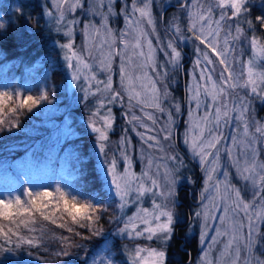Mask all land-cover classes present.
<instances>
[{"label":"snow or ice","instance_id":"6c2138e0","mask_svg":"<svg viewBox=\"0 0 264 264\" xmlns=\"http://www.w3.org/2000/svg\"><path fill=\"white\" fill-rule=\"evenodd\" d=\"M115 2L15 0L12 14L0 15V59L8 60L10 48L34 46L38 35L56 53L37 59L45 72L34 89L0 80V141L23 131L22 113L58 111L61 104L55 119L63 136L76 134L80 113L84 141L66 139L60 149L76 172L71 187L25 181L28 187L0 189V264H37L33 251L44 246L37 217L56 224L57 215L65 221L57 227L71 234L55 238L58 264H170L171 243L184 226L179 190L190 181L172 143L184 108L182 143L204 174L192 213L201 227L200 264H264V122L252 116L253 99L264 102V0H176L166 7L124 0L114 10ZM173 7L180 16L168 17ZM113 17L122 19L119 28ZM189 40L193 71L181 103L170 84L184 64L180 46ZM58 71L65 84L59 104ZM89 104L85 116L81 106ZM114 105L124 109L126 127L112 150ZM129 132L139 138L138 150ZM110 208L107 223L114 227L105 229Z\"/></svg>","mask_w":264,"mask_h":264},{"label":"trees","instance_id":"16d2710c","mask_svg":"<svg viewBox=\"0 0 264 264\" xmlns=\"http://www.w3.org/2000/svg\"><path fill=\"white\" fill-rule=\"evenodd\" d=\"M14 2L15 0H0V15H3L4 11H8L9 14H12L8 6ZM28 2L35 6L38 0H28ZM175 3L176 1L174 3L168 2L167 5ZM38 11L39 8L36 9V12ZM173 11H177V7L169 8L167 14ZM36 12H33V16L36 15ZM13 18H15L14 14ZM44 36H47V32L44 33ZM33 45L34 46L26 48L9 49L8 60L3 61L0 59V80L11 82L21 89H34L35 86L41 82L44 78L45 68L36 63L37 59H42L45 54H50V57H54L56 53L51 51L50 42H43L39 35L36 37L35 41H33ZM180 47L189 57V53L187 52L189 48L182 44ZM186 57L185 55L184 59ZM188 63H186V65ZM53 78L56 84L60 86V90L56 93L60 98V100L57 101L59 104L60 101L64 100L63 95H61L65 88L64 76L62 72L58 71ZM171 86L170 90L172 96L176 98L177 102L183 103L186 97L184 85L177 87V82L174 81ZM32 94L35 93L33 92ZM68 95L70 97L69 92ZM184 109H182V114L184 113ZM81 110L86 116L85 111L82 108ZM63 111L64 108L61 104L58 111H48L45 109L35 114L26 115L22 113L20 115L23 131L13 132L10 137L5 135L2 141H0V144L3 145V147L0 148V189H16L22 184L24 187H28L29 185L25 184V181H30V185L34 188L40 185L56 184L71 187L75 184L77 177L72 167L71 158L68 156L67 151H61L60 149L64 147L66 139L77 141L78 146L84 144V141L79 139V137L83 136V132L79 131L82 118L80 113L75 114L74 118L77 122L75 126L76 134L72 137L65 138L62 132L63 126L55 119L57 116H60ZM183 115L180 126L183 125ZM257 117H259V115H257ZM116 118L117 120L114 126V128H116L115 133L117 130L120 131V129L124 128L122 118L119 116ZM118 123H120V129H117ZM88 143L90 144L91 141H88ZM185 157L190 160L186 155ZM191 164L195 168L194 172L199 179L197 164L192 160ZM183 185L187 184L184 183L181 185L179 196L182 194L181 199L185 200V204L181 202L179 206L184 208L182 212L185 214V217L188 218L190 217L191 206L194 202H191L188 197H185L189 190H187L185 186L183 187ZM88 187H91V183H89ZM112 214L113 211L110 208L105 215L104 221H102V225L105 229L114 227L112 224L107 223L108 217ZM54 218L56 219V224L50 221H43L37 217V230L43 234L44 238V246L33 251V256L37 258V264H58L55 253L59 245L55 238L60 236H71L66 229L57 227L59 223L65 221L61 220L59 215ZM185 221L187 220L185 219L183 222L185 223ZM187 223L188 222L185 224L187 225ZM75 239L79 241V237H75ZM125 243H127V241H125ZM194 249V237L185 238L183 236V227L179 228L177 236L172 241L169 249L170 264L188 263L187 260H184L186 257L189 258L187 251L189 250L194 253Z\"/></svg>","mask_w":264,"mask_h":264},{"label":"rangeland","instance_id":"374dc122","mask_svg":"<svg viewBox=\"0 0 264 264\" xmlns=\"http://www.w3.org/2000/svg\"><path fill=\"white\" fill-rule=\"evenodd\" d=\"M176 0H156V4L157 5H166L168 2H172L174 3ZM105 2H107V0H105ZM124 3V0H116V2L113 4V8L114 10H118V6H122ZM79 15V14H78ZM168 17H172V16H178V15H181V13L178 11V8H177V11H173V12H169L168 14ZM90 18V17H89ZM98 19V18H97ZM162 20L159 21L157 27H158V30L163 33L164 31V24H162ZM123 21L121 18L119 17H113L112 19V26L113 28H119L121 25H122ZM259 34V33H258ZM55 35V34H54ZM83 40V37L80 35L79 31L77 32L76 34V44L77 45H80V43L82 42ZM182 45H186V47L189 48V51H187L189 53V63L185 66V68L183 69L184 70V73H185V83H184V87H185V95H186V92H187V85L189 83H191V72L193 71V68H192V64H193V61H194V44L191 40H189L187 42V44H182ZM245 54L247 55V49L245 50ZM160 59L161 61L164 59L162 56H160ZM169 71L172 72L173 70L171 68H169ZM99 75V78L103 79V75ZM115 79H118V77H115ZM176 81L177 82V87L178 86H182L183 83L181 81V68H179L178 70L175 71L174 73V79L172 80L171 84H170V89H171V85L172 83ZM176 86V85H175ZM72 91L73 89L72 88H68V92L70 94V97L72 95ZM76 94L79 95V92L78 90L76 91ZM94 105L93 104H89L87 108H83L81 106V108L85 111L86 115L88 114V111L89 109H91ZM168 106L165 105V108H167ZM252 116L259 122H264V102L258 100V99H253L252 101ZM113 110H114V113L117 116H119L120 118H122V123H123V126L126 127V124H125V120L123 118V116L121 115V113L124 111L123 108L119 107V105H114L113 106ZM186 111L187 109L185 108L184 109V115H183V121H185L187 119V116H186ZM157 115H159V113H157ZM257 115H259V117H257ZM181 119H182V116H181ZM181 123V121H180ZM120 123L117 124V129H120ZM176 124H177V117H176ZM116 131V128L113 129V132L111 133L110 135V140H111V148L112 150H115V148L117 147V142L119 141L121 135L123 134L122 133V129L117 130V132L115 133ZM183 131H184V124L182 126L179 125L178 127V130H177V139H178V145L179 147L182 148L183 152H180L178 150V148L175 146V142H174V139L172 141L173 143V146L175 147V150L177 152V154L180 156L181 160L183 161L184 163V169L182 170L184 172V174L188 177H190V181H185L184 183L187 184L188 187H190V191L188 192L187 196L188 198H190V201L191 202H194V204L191 206V213H190V217H189V221L186 225L185 228H183V236L185 238H191V237H194L195 239V249H194V253L190 252L189 250L187 251L188 255H189V258L186 257L184 260H187L188 263H185V264H200V257L202 256V248H203V245L200 244L199 242V233L201 231V227H200V222L197 221L195 219L194 216H192V213H194L195 211H197L199 209V206H200V200H199V196H200V193L202 191V186H203V180H204V174L201 172L198 164L196 161H194L192 159V156H191V153L188 152L185 148V145L182 143V134H183ZM129 135L132 136V141L133 143L136 145V148L137 150L139 149L140 147V141H139V138H137L134 133H131L129 132ZM190 158V160H188L185 155ZM109 155H111V153H109ZM133 159H134V166H135V169L137 172H139L141 169H143L144 167V164L143 162L140 160V157H139V152L137 151V153L133 156ZM191 160L193 162H195L198 166V169H199V179L197 180V176L195 174V168L192 166L191 164ZM183 183V184H184ZM182 196V194H181ZM181 196H179V200H182L181 199ZM185 195V197H187ZM178 200V204H180ZM147 206V205H146ZM184 208L182 206H179L178 208V213L179 215L181 216V219L182 221H184L185 219V214L182 212L184 211L183 210ZM125 211H128V210H125ZM187 220V219H186ZM187 221H185L186 223ZM184 223V224H185ZM212 224V221H209V225L211 226ZM211 231H210V235H211ZM141 243H151L153 247H156L157 246V243L156 242H146V241H141ZM219 251L218 248H215L212 250V255H216V253ZM188 258V259H187Z\"/></svg>","mask_w":264,"mask_h":264},{"label":"water","instance_id":"95a60500","mask_svg":"<svg viewBox=\"0 0 264 264\" xmlns=\"http://www.w3.org/2000/svg\"><path fill=\"white\" fill-rule=\"evenodd\" d=\"M166 6H168V5H166ZM185 55L187 56V58L184 60V64L180 67L181 68V81H182L183 85H184V82H185V74H184V70L183 69L185 68L186 63L189 62V58H188V55H187L186 52H185ZM181 116H182V113H181V115L178 116V120H177V126L178 127H179V124H180V121H181ZM178 127H177L176 131L178 130ZM174 141H175V144L177 145V142H178L177 141V137L174 138Z\"/></svg>","mask_w":264,"mask_h":264},{"label":"flooded vegetation","instance_id":"af4514ba","mask_svg":"<svg viewBox=\"0 0 264 264\" xmlns=\"http://www.w3.org/2000/svg\"><path fill=\"white\" fill-rule=\"evenodd\" d=\"M197 180H198V178H197ZM185 186V188L187 189V190H189L190 191V187H188L187 185H183V187ZM188 191V192H189ZM188 192H187V194H188ZM188 197V196H187ZM190 199V198H189ZM181 202L182 203H184L185 204V200H180V204H181ZM189 221V217L187 218V222ZM186 227V224H184V226H183V228H185ZM178 231V230H177Z\"/></svg>","mask_w":264,"mask_h":264}]
</instances>
